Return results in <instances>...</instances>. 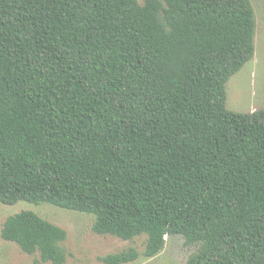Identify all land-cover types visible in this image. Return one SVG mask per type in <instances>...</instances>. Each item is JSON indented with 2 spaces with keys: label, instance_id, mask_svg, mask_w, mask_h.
Here are the masks:
<instances>
[{
  "label": "trees",
  "instance_id": "1",
  "mask_svg": "<svg viewBox=\"0 0 264 264\" xmlns=\"http://www.w3.org/2000/svg\"><path fill=\"white\" fill-rule=\"evenodd\" d=\"M251 0H0V203L95 215L93 230L185 264H264V108L227 107L256 52ZM36 264L68 231L34 210L1 228Z\"/></svg>",
  "mask_w": 264,
  "mask_h": 264
},
{
  "label": "rangeland",
  "instance_id": "2",
  "mask_svg": "<svg viewBox=\"0 0 264 264\" xmlns=\"http://www.w3.org/2000/svg\"><path fill=\"white\" fill-rule=\"evenodd\" d=\"M143 3L145 0H138ZM257 19L256 52L244 67L227 82V107L250 112L264 108V0H251ZM34 210L68 231L63 243L68 251L64 264H106L100 257L136 247L141 253L146 246V235L125 240L113 235L97 234L93 230L95 215L55 206L50 203L33 204L19 201L13 205L0 203V264H36L38 254L24 252L18 244L6 241L1 228L8 216L22 210ZM197 245L187 244L181 234L168 235L164 249L153 257L141 255L125 264H185ZM40 264H52L43 262Z\"/></svg>",
  "mask_w": 264,
  "mask_h": 264
}]
</instances>
